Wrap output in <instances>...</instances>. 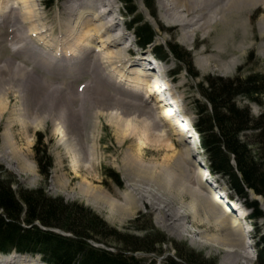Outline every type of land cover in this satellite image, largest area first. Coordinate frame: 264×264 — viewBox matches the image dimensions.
Wrapping results in <instances>:
<instances>
[{"label": "rangeland", "instance_id": "1", "mask_svg": "<svg viewBox=\"0 0 264 264\" xmlns=\"http://www.w3.org/2000/svg\"><path fill=\"white\" fill-rule=\"evenodd\" d=\"M10 1L14 2V5H16L17 7L20 6V4L16 3L18 2V0ZM66 1L67 0H57L53 8L50 9H47L41 2V0H33L30 2V6L32 7V9L36 8V11L39 12L40 20L38 21L39 18H37V20L36 18H34L32 23L29 22L26 25L31 27L30 25L32 24H40L38 27L44 26L46 29V32L44 34L42 33L43 36L39 37L41 38V40H38L37 35L28 37L31 44L37 45V43H39V47L41 49L45 48L44 50H50L51 52L54 51L55 48L59 47V36L61 35V33H64L62 34V36L66 35L68 33L67 27L70 26L67 22L68 18L65 14ZM105 1L106 3H108L110 0ZM155 2L156 14L153 16L145 7L143 0H135V5L138 7L139 15H142L144 21L148 22L156 33L155 41L150 45V47L147 48L148 50H142V48L138 47V45L134 43L135 37L133 31L131 33V30L129 28L128 30L130 31L127 30L126 23L129 20L126 13L127 9L119 0H111V3L115 7L113 15H115L114 17L116 18L114 19L115 21H118L120 23V26L117 25L116 29H119L118 34L121 33L124 35V40H122L121 44L119 45L120 48L124 49V55L122 54L120 59L113 58L109 61L113 62L114 66H117L119 64V60L126 59L127 61H131L133 58H136V56L141 55L142 53H148L149 50H152L153 52L154 46L167 45V43L169 42H176L184 47L188 52L192 54L193 68L200 75L198 78L191 76L189 71L184 69L176 74L174 71H177V69L185 65V63L179 64L173 57L165 60L164 62L170 70V77L172 78V82L168 81L170 89L176 97L175 100L178 101V106H175V109H177V112L180 114L177 117H179V120L182 117L183 121L181 122H184L182 125L183 127H186L187 123H191V125H193V130H189V132L187 131V133L181 131V128L178 130H173L171 129L169 123H167V120L163 118V120L159 119V116L162 114L159 110H157L156 113L152 111V118L155 121L151 118L152 121L150 130L151 134L154 137H152V139H146V141L142 140L140 142L141 151L138 150L135 152L136 148L133 143L137 144V141L132 143L133 139L127 138L125 141L121 142V144L119 142L120 140L118 139L115 126L111 125L108 122V118L105 115L102 116L101 119L100 116L99 118L94 119V116L89 114L87 118H83V115H85L86 113V109L89 110L90 113L92 108L100 106V102H103L105 100L103 99V95L100 94L101 91L113 90V92H118L117 89H119L123 92L125 86L121 87L120 85L116 84V79H112L116 81L111 82L110 80H106L102 77H100V81H94L92 82V84L86 85V82H89L91 79L88 76H84L82 77L83 79L79 78L80 80L78 79L77 81H74V86H69L72 92L82 93L83 91L84 95H89L88 98H90V100L88 101L86 99L84 101L83 99H78L76 102V117L82 118L81 121L83 127L81 128L82 131L84 130L83 135H86L84 136L83 149L81 148L82 151H78L73 147L74 141L72 139H70L69 141L70 137H68V134L66 135L68 137L67 138L64 132H62L67 130L66 123L57 132V130L55 129L59 128L60 126L57 120H54L50 117L41 122L39 120L33 121V117L30 118L31 113L28 112H33L32 116H35L36 113L39 112L40 101L44 99L46 100V104H51L49 108H51V106L57 107V104H59L58 101L62 99V96L65 97V95H61L62 92L55 89V86L57 88L58 82L65 81L64 78L69 77V75L65 74L64 71H58V68L56 66H50L48 67V69L54 70L58 75V77L54 76V78H52L53 76L50 77L49 75H45L43 73L46 68L45 64L38 63V61L37 65L35 66V63H31L30 60L27 59L28 62L24 60L26 58H23L22 54H15L16 51L14 52V49L16 48V44L19 42V38L17 37L18 32L16 33L15 30H12L13 27H10V23L8 22L9 20L8 18H6L5 20L7 22H0V96L5 106V109L0 114V147L1 150H3L5 146H7L4 142L3 137V135H6L7 137L5 138V141L7 139V141L16 148V150L21 155L24 163L18 164L16 162L10 165L12 159H10L8 156L6 160H8L7 162L9 163L3 160L0 161V175L7 174L11 176V179L13 181L12 188L16 192H19V190L21 189L30 190L42 188L50 197H61L66 203L82 204L90 209L93 213L98 215L100 218H102L109 227L115 228L119 232H128L135 233L137 235H143V228L154 226L155 229L159 230L166 237V242H164L160 247H156V253H146L142 251L135 254L136 257L147 260L146 263L153 262L154 264H161L166 258H176L177 249L175 244L180 245L182 243H186L190 248L203 252L204 258L208 261L211 260L210 262H208L209 264H212L214 262H216V264H232L225 261L228 255L225 251L227 249L225 248H229L230 246H223L222 244L218 245L217 242L209 241H206L209 243H204L203 241H205V239H201L199 236L195 235L198 231L206 232L207 229H210V231L208 230L209 233H213L214 235L219 236L220 232H216L207 224H192V218L188 217V221L190 223H188L189 225L187 224L186 226L189 228L190 232H187L184 235H180L179 233L171 232L170 230L163 228L156 222L157 211L152 208L153 206L148 198H145L144 202H140L139 204H137L132 210L131 214L122 216L118 213H112L109 208L105 206L99 205L103 208L100 210L99 207V209L97 210L94 206L88 204V200L82 193V188L87 186L92 187L94 189L101 190V192H106L107 195H109L112 199L118 202L120 201L119 203L124 204L126 203L125 197H127V195L129 194H136L135 187H141L143 185L145 187H149L152 192L154 191L155 193L159 194L161 199L163 198L162 200L164 202L171 201L170 197L176 195V197H174L179 199H175V204H172L173 207L179 212H186V205L184 204L191 201L194 195L189 194L188 192H184L183 190H180L181 193H179L178 190L180 189L179 187H181L182 184H188L189 182V184L191 185L190 187L194 186L192 188L196 189V192L199 191L200 193L201 191L203 196L206 198V201L208 200V203L210 202L211 206H213L218 211V213H220V215L226 213L230 215V218L233 221H235L236 226L234 230L238 231L234 233L232 237L237 239L243 238L244 240H246L245 247L247 249V252H251V254H248L251 256L253 262L257 264V235L258 231L264 233V219H260L255 222L249 220L244 221V223L242 224H244V226H247L249 232L243 231L244 228H242L243 225L241 224L240 220L241 217L246 216V210L242 204H236V206L232 207L230 201L232 197L228 199L229 202L223 197L224 200L222 201H224L228 205L230 204L228 208H225L223 210V208H220L217 203L211 200V194L208 193L209 189H207L206 186L212 185V188H214L215 191H213L214 195L219 198L220 191L225 193H227L228 191L226 187L227 184L225 180H223V178L226 179L227 177L214 172L211 169V164L208 156L200 147V141L198 140L199 134L194 127L196 114L193 103L195 99H203L200 93V83H203V80L208 76L234 78L240 73L241 75H246L250 72H264V51L262 48V46L264 45V32L263 34L261 33L260 27L261 25L262 27L264 26V19L262 20V18H264V9L262 6H260L257 7V9H248L249 12L246 11V13L245 11H242V13L241 11L240 13H236L235 11H228V13L226 14L227 21H225V23L214 21L210 29H206L205 31L199 30L193 36H191L192 38L189 39L185 38V36L183 35L184 33L179 26L173 24L172 22H167L164 19V12L161 7L162 0H155ZM103 5L100 6V10L106 8V5ZM118 12H120V14L124 16V22L122 21V18L120 14H118ZM246 22V31L243 35L242 24ZM20 23H22L18 25L20 27V30L27 31V26L24 25L22 21ZM59 25L60 27L64 28L61 33ZM238 26L240 27L238 28ZM91 27L94 26L91 24ZM93 32L94 30L91 31V33ZM244 38H246L247 40ZM243 40H245L246 42ZM14 41H16V43ZM97 42L98 44H96ZM239 42L240 44H238ZM91 44L93 47H97L98 49H100L102 45L100 42V38H96L95 35H93L91 39ZM238 46L241 50L238 48ZM93 47L91 48V51L94 50ZM110 49L116 50V48L112 46L108 47L107 50L109 51ZM30 53L32 54L31 51ZM97 54H99V52H97ZM232 59L235 61V63L233 65H230L231 61H233ZM5 63L6 65H4ZM11 63L14 65H20L21 68H25V72L28 75V78H25V80L29 79L27 82V86L29 87L28 93L31 96V99L34 98L33 101H30L28 107L25 106V99H23L22 97L26 95H23L22 92L19 93L18 91L10 88L16 86L15 83L18 79V76H15L13 71L7 67V64L9 66ZM199 63L204 66H199ZM133 66L136 67L135 64H133L132 67ZM129 75L130 77H134V74ZM45 78L49 79V81L47 82ZM66 80L70 81L73 79L70 78ZM7 82L11 83L7 84ZM35 82H37V84ZM36 85H43L41 87V92L39 93L42 97L40 101L38 100V102H36V98L39 96H36ZM76 85L78 86L77 90L75 88ZM117 85L120 87H118ZM175 86L177 89L173 88ZM19 87L16 88L19 89ZM47 87L48 89L46 90ZM96 87L99 89H97ZM80 89L82 91H80ZM56 91L60 93L58 94L59 99L53 101L55 96L53 92ZM173 94L171 93L170 96ZM47 95L49 98H53L49 99ZM100 95L102 96L101 99ZM144 95H148L145 90L144 94H139V96L133 95V93L131 94L130 92H126V94L123 95V98L129 99L134 102L137 101L139 103L143 101L145 97ZM45 97H47V99ZM148 103L149 104H147V106L154 107L155 101L153 99V96L149 98ZM250 106L251 112L255 116L259 115L261 112H264V106H258L256 104H251ZM23 108L25 110H22ZM27 113H29V115ZM148 114L149 115L147 116L151 117V114ZM24 115L26 119L25 117H23ZM171 118L173 120V116H171ZM157 120L159 123L158 127L157 125H155L157 124ZM94 121H96L95 126L93 125L95 124ZM89 128H91L90 134L88 132ZM70 130L72 131V129L69 128L68 133H70ZM161 130L163 133H161ZM129 133L134 134L136 132L134 130H128L126 134L128 135ZM62 134L65 136V138L61 139V137H64L62 136ZM155 134L157 136H155ZM154 138H157L158 140H154ZM65 139L68 141H66ZM40 141H43L44 146L47 147L48 154L53 162V166L48 177L41 173L39 162L36 158V146ZM68 142L71 143L69 144ZM171 144L172 147H168V145ZM41 147L42 146H40V148ZM69 147L72 149H70ZM132 147L135 149H133ZM7 150L9 151L8 148ZM78 152H82V157L80 155L82 161L80 162H77V160L74 161L75 156L78 157ZM132 154L134 155L133 158L135 160L138 159L139 161H137L141 163L143 167H148L151 173L160 181L168 182V186L163 185L165 182L156 183L153 181H149V179L145 180V182L143 181L145 183L144 184L143 182L141 183L138 178L135 179L132 174H129V170H127L123 166V161L126 158L130 157V155ZM88 155H91L89 156L90 158L88 157ZM85 157H87L91 161V157H93L92 163L88 162L90 160L84 163ZM12 167L16 168L17 171L15 172ZM199 172H202V174L200 175L202 178L204 176V182L200 186L197 185L195 179ZM181 173L183 175L182 177L185 179L179 178V174ZM82 177L83 179L86 178L85 181L82 179ZM193 178L194 180H192ZM170 180H172L171 183ZM179 182H182V184L180 183L181 186L178 185ZM191 182L192 184L196 182V185H192ZM173 183H175L176 186ZM230 190L229 192H231V194L233 193V197L237 199L238 196L236 195L235 191L233 189L231 191ZM169 193L172 194V196H170ZM189 195L192 196L190 197ZM256 200L260 202V198L258 196L250 193L246 202H253ZM222 201L220 200V202ZM162 206L165 209H168L167 205ZM237 207L238 213L235 214V212L237 211ZM239 225H242V227L240 228L242 229V232L237 229ZM105 241L112 244L113 242L111 241L114 240L106 238ZM91 243L98 244L99 246H105V244L95 242L94 240ZM36 253L39 252H34V254ZM24 260H26L27 262H24ZM241 261L242 260L239 259L237 264H243ZM18 263L45 264L41 260L40 256L35 255H20L18 257Z\"/></svg>", "mask_w": 264, "mask_h": 264}, {"label": "bare ground", "instance_id": "2", "mask_svg": "<svg viewBox=\"0 0 264 264\" xmlns=\"http://www.w3.org/2000/svg\"><path fill=\"white\" fill-rule=\"evenodd\" d=\"M31 1L33 0H18V2L16 3L20 4L21 7L20 6L17 7L16 5H14V2L10 0H0V22H3V21L7 22L5 19L8 18L10 27H13L12 30H15L16 33L18 32L17 37L19 38L18 39L19 42L16 44L15 46L16 48L13 46L15 48L14 52L16 51L15 54L16 53L22 54L23 58H26L24 60H26L27 62L28 60H30L31 63H35V66L37 65L38 61H39L38 63L45 64L46 68L43 71V73L45 75H49L50 77L53 76L52 78H54V76L58 77V75L56 74L54 70L48 69V67L50 66L51 67L56 66L57 68L58 66H60V68H58V71L59 70L64 71L65 74L69 75V77L64 78L65 81L58 82L57 88L54 85L55 89L62 92L61 95H65V97L62 96V99L58 101L59 104H57V107L51 106V108H49L51 104H46L45 99L40 101L42 96L39 93L41 92V87L43 85L42 86L36 85V89H35L36 96L39 95L36 98V102H38V100L40 101L39 112H37L35 116H32L33 112L26 110L29 113H31L30 118L33 117V121L39 120L41 122L51 117L52 119L57 120L58 124L60 125L59 128L55 129L57 130V132L66 123L67 130L62 131V132H64L65 136L68 134V137H70L69 141L70 139L74 141L73 143L74 148H76L78 151L80 150L82 151L83 144H84V136L86 135H83L84 130L82 131V128H81L83 127L82 121H81L82 118L76 117L75 108H76V102L78 99L80 100L83 99V101L86 99L88 101L90 100V98H88L89 95L87 96L84 95V92L81 89L80 91H82V93L72 92L69 86H74L75 84L73 82L77 81L79 78L83 79L82 77L88 76L90 77L91 80L89 82H86V85L92 84V82L94 81L98 82L100 81V77H102L106 80H110L111 82L117 80V83L116 82L115 83L120 85L121 87L125 86V89H123V92L120 91L119 89H117L118 92H115V91L113 92V90L101 91L100 94L103 95V99L105 100L103 102H100V106L96 105L97 106L96 108H92L90 113H89V110L86 109V113L85 115H83V118H87L89 114V115L94 116V119L99 118V116L101 119L102 116L105 115L108 118V119L106 118L108 122L111 125L115 126L117 136H118V139L120 140L119 141L120 143L125 141L127 138L133 139L132 143L137 141V144L133 143L136 149L132 147L133 149H135V152L138 150L141 151L140 142L142 140L146 141V139H149V138L152 139V137H154L151 134V130H150L151 121L154 120L152 118V111L156 113V111L159 110L160 113H162L159 116V119L163 118L167 120V123H169V125L171 126V129L178 130L181 128V131H183L182 124H180L182 123L181 121H183L182 117L179 120V117L177 116H179L180 113H178L177 109H175V106H178V101L175 100L176 97L170 89V85L168 82L169 77H170L169 69L167 65L165 64L164 60H161L157 56H153L152 50H149L148 53L147 52L142 53L141 55L136 56V58H133L131 61H127L126 59L119 60L118 61L119 64L117 66H114L113 62L109 61V60H112L113 58L120 59L121 55L124 53V49L119 47L122 40H124V35L121 33L118 34L119 29H116L117 25L120 26V23L118 21H115L114 19L116 18L114 17L115 15H113L115 7L111 3V0L108 3H106L105 0H67L66 6H65V10H66L65 14L68 18L67 22L70 25L69 27H67L68 33L62 36V34L64 33H61V32L64 30V28L60 27L59 25L60 33H61L60 35L61 37L59 36L60 45L58 48H55L54 51L52 52L50 50L49 51L44 50L45 48L41 49L39 47L40 45L39 43H37V45L31 44L30 40L28 39V37L30 36L33 37L37 35L38 40H41V38L39 37L43 36V34L46 32V29L44 26L38 27L40 24L38 25L32 24L30 25L31 27L26 25L29 22L32 23L34 18H36L37 20V18L40 17L39 12L36 11V8L32 9V7L30 6ZM103 4L106 5V8L103 10H100L101 9L100 6ZM260 6H262L264 9V0H162L161 2V7L164 12L163 17H165L164 19L167 22H172L173 24L179 26L181 30L183 31L184 33L183 35L185 36V38H189V39L192 38L191 36H193L199 30L205 31L206 29H210L214 21L225 23V21H227L226 14L228 13V11L229 12L235 11L236 13H240V11L242 13V11L243 12L245 11L246 13L248 9L249 10H251V8L257 9V7H260ZM263 19L264 18H262V20ZM39 20L40 18L38 19V21ZM21 21L23 22L24 25L27 26L28 28L27 31L20 30V27L18 25L22 24L20 23ZM89 23H91L94 27H91V24ZM58 24H59V20H58ZM246 25H247V22L242 24L243 35L245 34V31H246ZM239 27L240 26H238V28ZM260 27H261V33L263 34L264 26L262 27L261 25ZM92 30H94L93 33H91ZM93 35H95L96 38H100V42L102 44L100 49L92 46L91 39ZM14 42L16 43V41ZM96 44H98V42ZM238 44H240V42ZM110 46L115 47L116 50L110 49L108 51L107 49ZM92 47L94 48V50L91 51ZM138 47L140 46L138 45ZM148 47H150V45ZM236 47H237V44H236ZM147 48L145 49L142 48V50H148ZM262 48L264 51V45L262 46ZM30 51L32 52V54L30 53ZM97 52H99V54H97ZM234 63L235 61L233 60L231 61L230 65H233ZM133 64H135L136 67L135 66L132 67ZM4 65H6V63ZM19 66L20 65H14L12 63L9 66L7 64V67L13 71L15 76H18L17 82L15 83L16 86L10 87V88L14 89L15 91H18L19 93L22 92L23 95H26L22 97L23 99H25L24 100L25 106L28 107L30 104V101H33L34 98L31 99V96L28 93L29 87L27 86V82L29 79L25 80V78H28V75L25 72V68H21V66L20 67ZM199 66L202 67L204 65L199 63ZM129 74H134V77H130ZM70 78H72L73 80H70V81L66 80ZM112 79H116V80H112ZM45 80H47V82L49 81V79L47 78H45ZM10 83L11 82H7V84H10ZM35 83L37 84V82ZM16 87H19V89ZM75 88L77 90L78 86L76 85ZM47 89L48 87L46 88V90ZM144 90L148 93V95H144L145 97L142 102L138 103L137 101L134 102L129 99L123 98V95H125L126 92H130L131 94L133 93V95L139 96V94H144ZM171 93L173 95L170 96ZM53 94H55L53 101L58 100L59 99L58 94L60 93L56 91V92H53ZM101 95H100V99L102 97ZM152 96L155 101L154 107L147 106V104H149L148 103L149 98ZM47 97L45 98L47 99ZM52 98H49V99H52ZM4 109H5V106L0 96V114L2 113ZM22 110H25V109L23 108ZM77 111H78V108H77ZM29 113L27 114L29 115ZM148 113L151 114V117L147 116L149 115ZM25 115L23 117H25ZM171 116H173V120ZM149 119H150V122H149ZM94 122L95 124L93 125L95 126L96 121ZM158 124L159 123L157 120V124L155 125H157L158 127ZM69 128L72 129V131L70 130V133H68ZM128 130H134L136 133L134 134L129 133L127 135L126 132ZM189 130L190 129H188V132ZM90 131H91V128H89V131H88L89 134H90ZM161 133H163L162 130H161ZM62 136L64 135L62 134ZM65 136L61 137V139L65 138ZM155 136L157 135L155 134ZM3 137H4L5 144L9 147L5 146L3 150H1V147H0V161L3 160L7 162L8 160H6V158H8L9 156V158L12 159V162H10V165L16 162L18 164L20 163L23 164L24 161L21 155L19 154V152L16 150L15 147H13L11 143L7 141V139L5 141V138L7 137L6 135H3ZM138 140H139V143H138ZM154 140H158V139L154 138ZM68 143L70 144L71 142H68ZM168 147H172V144L168 145ZM7 148L9 149V151L7 150ZM81 153L82 152H78V157L75 156L74 161L76 160L77 162L82 161ZM89 156L91 155H88V157ZM133 156L134 155L132 154L128 158L125 157L126 159L124 158L125 160L123 161V164H124L123 166L127 170H129V174H132L135 177V179L138 178L141 181V183L149 179V181L151 182L153 181L156 183L165 182L163 185L168 186V182L160 181L156 176H154L151 173L148 167H143L141 163L138 162L139 160L138 159H137L138 161L135 160ZM91 159L93 161V157H91ZM88 160L90 159L85 157L84 163H86ZM92 161L90 160L88 162L92 163ZM12 169L15 172L17 171V169L14 167H12ZM201 174L202 172H199L197 176L195 177L198 186L202 185V183L204 182V176L202 178L200 176ZM179 175H180L179 178L185 179L182 177L183 176L182 173ZM85 179L86 178H84L83 180L85 181ZM192 180H194V178ZM171 182L172 180H170V183ZM196 182L194 183L195 185H196ZM180 183L182 184V182H179L178 184L179 186H181ZM173 184L175 185V183ZM190 186L191 185L188 182V184H182V186L179 187L180 189L178 190L179 193H181L180 190H183L184 192H188L189 194L194 195L193 199L192 198H191L192 200L190 199L191 201L184 204L186 205V210L184 209L186 212H181V211L179 212L175 210V208L173 207L172 204L173 203L175 204L174 202L175 199L176 200L179 199V198L178 199L175 198L176 195H174L175 197L174 196L170 197L171 201L164 202L162 200L163 198L161 199L159 194L155 193L154 191L153 193L149 187H145L143 185L141 187L140 186L135 187L136 194H129L127 195V197L124 196L125 201H126V203L124 204L119 203L120 201L118 202L112 199L109 195H107L106 192L105 194L104 191L101 192V190H97L92 187L87 186V187L82 188V193L88 200L87 201L88 204L94 206L97 210L99 209L100 206H105L109 208V210L112 213H116V214L118 213L122 216H127L128 214H131L132 210L135 208L137 204H139L140 202H144V199L148 198V200L153 206L152 208H154V210L157 211L156 222L159 225H161L163 228L170 230L171 232L184 235L187 232H190L189 228L186 225L190 223L188 221V217H191L192 224L194 223H196V225L197 224L198 225L207 224L209 225V227H212L213 230H215L216 232L217 231L220 232L219 236H216L213 233H209L210 229H207L206 232H202V231L200 232L197 230L198 232H196L195 235L199 236L201 239H205V241H203L204 243L217 242L218 245L222 244L223 246H226V245L230 246L229 248H225L227 249L225 251L228 254L225 260L227 263L237 264L239 259H241L242 260L241 262L243 264H255L251 256L249 255L251 254V252L250 251L247 252V249L245 247L246 240H244L243 238L237 239V238L232 237V235H234V233L238 231V230L236 231L234 230L236 226L235 221H233L230 218V215L226 213L223 215H220V213H218V211L213 206H211L210 202L208 203V200L206 201V198L203 196L201 191L200 193L199 191L196 192L197 190L192 188L194 186L192 187ZM206 187L207 189H209L208 193L211 194L210 195L212 197L211 200L217 203V205L220 208H223V210L230 206V204L227 205L224 201H222L224 200L223 197L227 199V201L228 199H230V197H232L230 201L233 207L236 206V204H242L240 202V199L237 196H236L237 199H235L233 197L234 196L233 193L231 194V192H229L230 189L228 186H226L228 189L227 193L221 192V191L219 192L220 193L219 198L214 195L213 193L214 188H212V185H207ZM170 196H172V194H170ZM259 198H260V202L263 203L262 198L261 197ZM220 200L222 202H220ZM162 205H167L168 209H165ZM102 208L103 207H100V210ZM236 213H238V207H237V211L235 212V214ZM241 218H244V217H241ZM241 227L242 225L241 226L239 225L237 229H239V231L242 232V229H240ZM206 241H209V242H206ZM20 255H24V254H20L18 252L0 253V264H19L18 257ZM26 256H34V255H26ZM35 256H40V255H35ZM24 262H27V261L24 260ZM25 264H28V263H25Z\"/></svg>", "mask_w": 264, "mask_h": 264}, {"label": "trees", "instance_id": "3", "mask_svg": "<svg viewBox=\"0 0 264 264\" xmlns=\"http://www.w3.org/2000/svg\"><path fill=\"white\" fill-rule=\"evenodd\" d=\"M41 1L47 8L56 2ZM120 1L127 9V27L133 31L137 43L147 48L155 41L154 29L139 15L135 0ZM143 2L154 16L155 0ZM153 51L161 60L173 57L177 63H185L174 71L176 74L184 69L195 78L200 76L193 68L192 54L180 44L157 45ZM200 93L203 99H195L193 103L195 129L211 169L227 177L228 181L223 179L229 189L245 201L250 193L261 197L263 203L256 200L247 204L253 211V220L264 219V112L255 116L250 106H264V72L240 73L234 78L208 76L200 83ZM36 158L41 173L48 177L53 162L43 141L36 146ZM12 183L11 176L0 175V253L40 255L45 264H154L135 254L156 253V247L166 242V237L154 226L143 228V235L119 232L82 204L50 197L42 188L16 192ZM106 238L114 240L113 243L106 242ZM93 240L105 246H94ZM175 245L176 258H166L161 264L211 261L186 243ZM256 249V263L264 264V233L259 231Z\"/></svg>", "mask_w": 264, "mask_h": 264}, {"label": "water", "instance_id": "4", "mask_svg": "<svg viewBox=\"0 0 264 264\" xmlns=\"http://www.w3.org/2000/svg\"><path fill=\"white\" fill-rule=\"evenodd\" d=\"M46 229V228H45ZM51 230H53V231H56V232H58V233H60V234H62V235H65V236H71V234H68V233H65L64 231H61V230H59V229H51ZM93 244V243H92ZM94 246H99L98 244H93Z\"/></svg>", "mask_w": 264, "mask_h": 264}]
</instances>
